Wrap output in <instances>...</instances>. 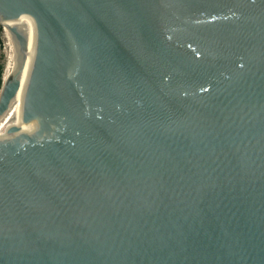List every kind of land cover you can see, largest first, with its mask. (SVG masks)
I'll use <instances>...</instances> for the list:
<instances>
[{
    "label": "water",
    "instance_id": "95a60500",
    "mask_svg": "<svg viewBox=\"0 0 264 264\" xmlns=\"http://www.w3.org/2000/svg\"><path fill=\"white\" fill-rule=\"evenodd\" d=\"M0 24V264H264V0H0Z\"/></svg>",
    "mask_w": 264,
    "mask_h": 264
},
{
    "label": "rangeland",
    "instance_id": "374dc122",
    "mask_svg": "<svg viewBox=\"0 0 264 264\" xmlns=\"http://www.w3.org/2000/svg\"><path fill=\"white\" fill-rule=\"evenodd\" d=\"M11 52H12V42L4 34V27H2L0 24V71H1V74H0V90H1V87L3 84L2 78H4V73L6 72L5 67H7V65H8L7 62H9V56L11 55Z\"/></svg>",
    "mask_w": 264,
    "mask_h": 264
},
{
    "label": "bare ground",
    "instance_id": "6f19581e",
    "mask_svg": "<svg viewBox=\"0 0 264 264\" xmlns=\"http://www.w3.org/2000/svg\"><path fill=\"white\" fill-rule=\"evenodd\" d=\"M20 24H21V18H17V19H13L9 21V25H12L14 27H16L19 31H20ZM4 34L7 36L8 39H10V41L12 42V52L11 55L9 56V62L7 67H5L6 72L4 73V78H2L3 80H5L7 77L12 75V71H13V60H14V52H15V47H16V41L14 39V37L12 36V34L10 33V31L8 30V28L6 26H4ZM8 59V58H7ZM6 66V65H5ZM4 70V69H3ZM5 71V70H4ZM3 71V72H4ZM1 116V114H0Z\"/></svg>",
    "mask_w": 264,
    "mask_h": 264
},
{
    "label": "trees",
    "instance_id": "16d2710c",
    "mask_svg": "<svg viewBox=\"0 0 264 264\" xmlns=\"http://www.w3.org/2000/svg\"><path fill=\"white\" fill-rule=\"evenodd\" d=\"M0 74H1V71H0Z\"/></svg>",
    "mask_w": 264,
    "mask_h": 264
}]
</instances>
